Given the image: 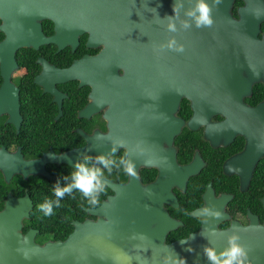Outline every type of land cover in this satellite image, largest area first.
<instances>
[{
  "label": "water",
  "instance_id": "water-1",
  "mask_svg": "<svg viewBox=\"0 0 264 264\" xmlns=\"http://www.w3.org/2000/svg\"><path fill=\"white\" fill-rule=\"evenodd\" d=\"M243 1L238 8L239 19L232 12L235 0H222L213 9V25L197 28L185 15L196 0H180L183 7L176 20L178 30L169 32V21L164 18L174 15L175 0H0V31L5 34L0 42L4 76L0 92L13 89L10 74L17 67L18 50H37L47 43H55L59 49H75L79 35L90 32L93 37H103H91L88 42L90 46L100 41L105 44L100 55L84 56L67 69L46 65V75L43 73L36 81L54 93L55 89L46 83L50 76L58 81L78 78L82 84L96 81L102 90L112 83L117 93L112 122L122 132L133 130L126 138L129 159L135 165L160 161L165 165L164 159L158 161V153L150 155L143 147L172 144L187 123L192 130L205 125L206 137L215 146L219 145V138H224L227 145L236 135L245 136L247 144L240 159L254 166L264 157V101L250 107L244 97L251 95L255 82L264 81V37L258 36L264 21V0ZM205 2L211 6L212 0ZM46 19L56 23L52 37L44 33L42 22ZM185 20L192 24L188 29L181 27ZM173 37L183 45V52L166 47ZM95 63L93 72L90 68ZM119 67H123V74ZM15 92L19 107L18 90ZM183 98L191 101L193 110L188 122L177 115ZM215 115L225 118L212 122ZM94 140L96 151L91 150ZM107 140V135L98 134L91 140V147L81 150L82 154L95 158L111 155ZM113 140L114 145L116 141L117 145L126 142L125 135L117 133ZM118 147H114L115 153ZM1 156L0 165H9V155L2 152ZM161 156L177 165L174 152ZM238 159L227 165H241ZM19 165L26 164L20 161ZM185 171L187 176L196 173L190 167ZM176 173V184L182 186L178 168ZM110 187L116 194L89 210L97 220L75 221V229L66 240L44 244L36 242L37 231L23 232V221L30 216L33 203L10 196L0 212V264H165L166 257L174 260L175 252L187 251L189 247L193 251L178 257L191 261L190 264H211L203 248L212 247L219 254L228 247V237L237 229L251 264H264V224L257 216L250 214L251 223L247 226L233 221L229 229L220 230L218 221L229 216L221 211L220 219L208 216L201 231L186 242L166 244L168 231L175 227L164 208L165 202L175 200L169 176L161 174L157 181L146 185L137 176L125 185L111 183ZM228 198L231 197L225 200ZM17 249L26 251L28 259Z\"/></svg>",
  "mask_w": 264,
  "mask_h": 264
},
{
  "label": "flooded vegetation",
  "instance_id": "flooded-vegetation-1",
  "mask_svg": "<svg viewBox=\"0 0 264 264\" xmlns=\"http://www.w3.org/2000/svg\"><path fill=\"white\" fill-rule=\"evenodd\" d=\"M243 4V0L234 2L232 12L237 19L238 8ZM42 25L46 36L56 34L54 20H43ZM258 36L260 39L264 37V21L260 24ZM91 37L95 40L103 39L85 32L79 35V43L75 49L71 46L59 49L55 43L43 44L37 50L21 48L16 53L17 67L10 74L13 89L0 92V159H3L2 152L9 155V165H0V212L10 196L30 200L33 207L30 216L23 221V232L37 231L35 240L39 244L66 240L75 229V221L98 219L89 212L94 208L76 190L72 195L64 196L60 201L61 206L54 207L53 215L45 216L39 209V205L46 200H56L54 186L58 180L61 187L72 182L71 174L75 171V163L86 156L81 150L89 145L91 147L93 137L98 134L107 135L109 147L119 146L117 152L111 154L116 164H119L121 157L129 158L126 137L133 130L122 132L114 128L113 99L117 93L112 89V83L102 90V85L96 81L82 84L78 78L58 81L56 77L50 76V82L46 83H50L55 89L54 93L48 91L45 84L36 81L44 73L46 65L67 69L84 56L100 55L105 44L100 41L90 46L88 42ZM4 38L5 34L0 31V42ZM96 68L95 63L90 70L95 72ZM118 70L120 74L124 73L123 67ZM3 84L0 63V91ZM15 90L19 94V107ZM263 101L264 81H257L253 84L251 95L244 97V102L250 107H256ZM177 115L186 122L191 119L193 110L189 99L183 98ZM224 118L222 115H215L211 121L221 122ZM114 133L125 135V144L117 145L116 141L114 145ZM219 139V145L215 146L206 137L205 125L192 130L186 123L172 144L143 147L150 155L158 153V161L164 159L165 165H162V161L152 165H135L140 181L146 185L157 181L161 174L169 176L171 195L175 199L164 203V208L175 223V227L166 235V244L185 240L199 233L208 216L216 211L229 215L225 220L218 221L220 230L229 229L233 221L249 225L250 214L257 216L259 222L264 224V157L254 166L247 165L250 163L248 160L240 159L247 144L245 136L236 135L227 145L224 138ZM93 142L95 146L91 150L96 151L97 142ZM173 152L177 165H171L170 158L161 156L163 154L168 157ZM88 157L93 161L96 159ZM236 158H239L237 162L241 165H227ZM198 160L201 161L199 165H192L197 164ZM20 161L26 165H19ZM92 166L103 168V165H89ZM188 167L195 169L196 173L187 176L185 169ZM176 168L184 181L182 186L176 184ZM103 170L108 187L100 195V205L116 194L110 187L111 183L125 185L133 179L122 168H113L110 174L106 169ZM226 197L231 198L225 200ZM205 209L207 213L201 216ZM185 253L188 252H175L177 257ZM186 262L190 264L191 261Z\"/></svg>",
  "mask_w": 264,
  "mask_h": 264
},
{
  "label": "clouds",
  "instance_id": "clouds-1",
  "mask_svg": "<svg viewBox=\"0 0 264 264\" xmlns=\"http://www.w3.org/2000/svg\"><path fill=\"white\" fill-rule=\"evenodd\" d=\"M221 2L222 0H212L210 6L209 3L205 2V0H196L195 6L191 10L187 11L185 15L195 23L197 28L211 27L214 23L212 18L213 9ZM181 7H183V4L180 3V0H175L173 5L174 15L166 16L164 18L169 21L167 25V30L169 32H176L178 30L176 27V20L179 19V8ZM191 26L192 24L188 20L181 22V27L184 29H188ZM166 47L176 52L184 51L183 45H179L174 37L168 41ZM97 138L101 139V137ZM115 151V148L111 149V153L113 155ZM90 164L103 165V168L96 166L89 167ZM74 168L75 171L71 174V183H67L65 186L61 187L59 180L56 182L54 186V195L56 200H46L43 204L39 205V209L44 213L45 216L53 215L54 207L59 208L61 206L60 201L64 198V196L66 194L72 195L74 190L79 191L83 195V197L88 201L90 207L95 208L99 206L100 195L104 193L108 187V183L105 178V171L103 169H106L110 174L113 168L117 170L122 168L127 175L133 178L137 176L135 164L127 156L119 158V164H116V161L112 158V155L108 154L99 155L95 161H93L88 156H84L75 163ZM206 213L207 210L205 209V212L202 213L201 216ZM212 215L216 219H220L222 217V213L219 211H216ZM206 231L214 232L213 229H207ZM237 232H233L228 237V247L220 251L219 254L214 248L205 246L203 248V253L207 261L211 262V264H251V260L249 259V251L239 242L240 237ZM135 238L136 237L133 236V239ZM23 242L25 244L28 243L27 239H25ZM182 242H186V240ZM17 251L22 252L24 258L28 259L26 251L23 249H17ZM187 251L191 252L193 249L189 247ZM169 261H172L173 264H186V260L184 258H179L177 256H175L174 260L172 257H166L165 264H169Z\"/></svg>",
  "mask_w": 264,
  "mask_h": 264
}]
</instances>
